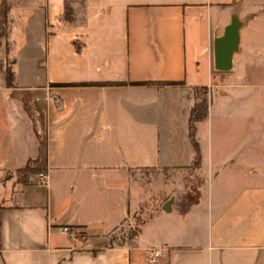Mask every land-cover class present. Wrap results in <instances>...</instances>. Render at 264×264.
<instances>
[{"label":"crops","instance_id":"0c3cea01","mask_svg":"<svg viewBox=\"0 0 264 264\" xmlns=\"http://www.w3.org/2000/svg\"><path fill=\"white\" fill-rule=\"evenodd\" d=\"M7 2L0 264H264V0ZM66 5L72 21L63 17ZM227 25L237 27V46L231 66L217 69L214 41ZM1 62L12 66L16 87H8ZM196 86L224 103L208 104L196 135L200 171L224 177L226 194L210 206L199 208L206 191L186 210L164 209L147 224L143 245L115 242L112 232L132 207L119 180L135 170L191 166L187 122ZM22 92L44 113L45 183L39 172L18 174L39 151Z\"/></svg>","mask_w":264,"mask_h":264},{"label":"rangeland","instance_id":"374dc122","mask_svg":"<svg viewBox=\"0 0 264 264\" xmlns=\"http://www.w3.org/2000/svg\"><path fill=\"white\" fill-rule=\"evenodd\" d=\"M2 26V30H0V47L3 51V48H7L8 43L6 41L8 21L3 23ZM0 56L2 57L1 54ZM1 60L4 61L3 58H1ZM188 61L189 72H192L194 67L192 56L189 57ZM211 72H217L213 65H211ZM217 80L218 79L211 80V84L217 83ZM203 82L204 80H194L196 84ZM189 97L192 100H194L195 97L203 98V91L199 90V87H194V89L190 91ZM205 97L207 101L209 99L211 107L223 103L218 99L215 91H213L212 94L207 91ZM261 99L259 117L261 116L263 120L264 98ZM262 120L260 119V139L262 142V158H264V131H262L264 130V123ZM213 123L215 128H218V126L215 125V120ZM204 126L205 123H202L201 127L203 128ZM207 158V156H204V168L208 162ZM205 170L206 169L200 171L199 167L195 168L192 165L187 169L171 171H165L163 169L148 171L135 170L124 175V179H120L119 184L121 188H129L132 207L127 223L116 227L112 232L111 239H114L117 243L126 242L132 246L136 244L143 245L142 239L149 234V227L147 224L156 220L164 209L168 210L171 206L178 210H186V203L188 206L194 205L195 202L202 199L204 193L206 195V191L208 196L207 198L205 196L203 197L202 201H200L199 208L203 207V205L210 206L212 202L219 200L222 195L224 196L226 194L228 188V186L221 184L224 177L210 180ZM255 179L257 180L259 177H255ZM116 194H118V191H116ZM150 250L151 249H148L147 251L150 252Z\"/></svg>","mask_w":264,"mask_h":264},{"label":"trees","instance_id":"16d2710c","mask_svg":"<svg viewBox=\"0 0 264 264\" xmlns=\"http://www.w3.org/2000/svg\"><path fill=\"white\" fill-rule=\"evenodd\" d=\"M8 2L3 0L0 5V30H2V24L7 22V12H8ZM73 9L71 6L66 5L65 12L63 17L68 21L74 20ZM3 66V71L6 77V82L8 87H16L15 74L12 66L9 63L1 62ZM199 87V90L203 91V98L195 97L193 105L189 110L188 122H187V135L190 141L192 151H193V160L191 166L195 168L200 167L201 164V152L200 144L196 136L197 124L203 121L207 116L209 99L207 101L206 92L208 89L205 86H196ZM21 97L24 103V107L28 113H30L32 119L35 123V131L37 132L39 140V151L38 156L34 160H29L26 166L18 170V174L21 179L27 178L29 174L40 173L46 170L47 164V134L44 120L43 110L35 103L32 102L29 92H22ZM39 123V124H38Z\"/></svg>","mask_w":264,"mask_h":264},{"label":"water","instance_id":"95a60500","mask_svg":"<svg viewBox=\"0 0 264 264\" xmlns=\"http://www.w3.org/2000/svg\"><path fill=\"white\" fill-rule=\"evenodd\" d=\"M238 32L235 25H227L222 35L214 41V66L227 69L232 64V55L236 49Z\"/></svg>","mask_w":264,"mask_h":264},{"label":"built area","instance_id":"2783aa9c","mask_svg":"<svg viewBox=\"0 0 264 264\" xmlns=\"http://www.w3.org/2000/svg\"><path fill=\"white\" fill-rule=\"evenodd\" d=\"M46 179H47L46 173L41 172V173L38 174V182L39 183H45ZM62 231L65 232V233H70L71 234V233H73L74 230L70 226H64L62 228ZM150 257H151V259L156 260L157 257H158V253L152 249V250H150Z\"/></svg>","mask_w":264,"mask_h":264}]
</instances>
